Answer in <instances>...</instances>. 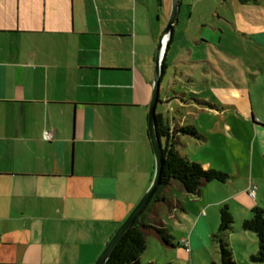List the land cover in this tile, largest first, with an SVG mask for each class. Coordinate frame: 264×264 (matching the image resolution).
Returning <instances> with one entry per match:
<instances>
[{"label":"crops","instance_id":"crops-1","mask_svg":"<svg viewBox=\"0 0 264 264\" xmlns=\"http://www.w3.org/2000/svg\"><path fill=\"white\" fill-rule=\"evenodd\" d=\"M239 1L235 20L257 25L240 33L264 49V0ZM170 8L169 0H0V264H93L148 189L154 168L148 106ZM204 19L207 23L193 32L188 21L179 33L185 40L177 43L173 26L160 82L170 49L176 52L170 59L174 68L184 60L180 44L223 50L221 41L233 33L234 19L227 12ZM175 76L166 105L173 101L177 106L184 94L175 92L181 85ZM186 122L181 116L168 126H192ZM45 131L51 140L43 138ZM173 186L182 197L190 196L172 182L162 190L170 206L178 204ZM161 204L152 203L142 221L156 217ZM207 209L204 216L197 213L183 244L195 248L200 224L205 236V228L212 231ZM85 220L103 226V240L91 262L76 263L79 248L67 240L69 225ZM240 235L256 245L249 257L256 254L257 241L249 240H256L254 234Z\"/></svg>","mask_w":264,"mask_h":264},{"label":"rangeland","instance_id":"rangeland-1","mask_svg":"<svg viewBox=\"0 0 264 264\" xmlns=\"http://www.w3.org/2000/svg\"><path fill=\"white\" fill-rule=\"evenodd\" d=\"M169 3L171 5L170 0ZM239 3H241L239 0L226 2L179 0L175 23L178 35L176 43L180 38L181 41L185 40L179 33L184 32L183 28L188 21H191L192 25L190 32L201 23H207L204 15L210 17L218 12H227V16L234 19L235 27L229 25L233 33L228 31L230 36L223 37L220 44V47L229 54H225L217 46L208 47L199 43L198 46L192 44L188 48L182 44L179 46L178 43V47L182 48L181 57L184 60L174 68L170 59L176 52L173 48L169 50L168 68L160 82L158 94L160 102L156 105L155 113H163L170 125L181 116H185L186 125H192L201 137L197 139L180 135V144L176 145L177 152L203 169H215L227 174L229 179L226 183L213 181L201 186L199 188L201 196L182 197L181 192L173 186L171 195L177 199L178 204L175 206H170L172 202L161 204L155 214L157 220L173 237L171 240L173 246L165 245L154 232L146 230L144 232L146 248L140 255V262L143 264L218 262V245L213 236L217 233L219 224L217 207L219 203L228 206L233 219L234 230L228 233L229 239L232 237L234 241L232 244L229 243L233 261L236 264H264L251 262L249 253L256 245L248 244L240 235L243 232L240 221L248 208L256 205L264 210V49L258 46L254 39L240 33L243 28L256 29L257 25L245 19L243 21L246 23L235 20L233 14L240 10ZM200 15L202 19L198 20ZM208 23L213 26L216 20L211 19ZM174 75L181 83L175 85V92L184 93L180 99L187 101L185 103L187 105L181 104L179 102L181 100L177 102V106L173 101L164 104L166 94L169 97L173 95L171 89L174 86H171V82ZM192 92L197 96H192ZM196 101H205L209 105H199ZM174 109L182 115L177 112L174 114ZM152 160L154 162V156ZM154 171L155 162L153 175ZM252 188L253 194L250 193ZM241 193L243 195H240ZM124 194L131 197L128 191H124ZM205 203H209L210 206H206ZM206 209V221L212 227V231L209 232L205 228L208 232L205 236V230L200 224V228H197L200 239L193 236L195 248H191L188 242L184 243L188 246L185 247L181 242L182 237L188 236L197 213L204 216ZM69 226L71 233L68 234L67 240L80 245L76 247L79 248V260L76 263L91 262L97 245L103 240L101 239L104 234L103 226L90 220L75 225L72 223ZM249 240L256 243L253 237Z\"/></svg>","mask_w":264,"mask_h":264},{"label":"trees","instance_id":"trees-1","mask_svg":"<svg viewBox=\"0 0 264 264\" xmlns=\"http://www.w3.org/2000/svg\"><path fill=\"white\" fill-rule=\"evenodd\" d=\"M165 58L162 61V74L164 73ZM160 100L158 99V103ZM155 124L157 135L164 145L161 143L162 153V171L160 178V186L157 188L153 197L149 201L143 213L136 219L135 223L130 227L125 236L122 238L116 249L107 259L105 264H143L140 262V255L146 248L145 236L143 229H153L158 238L167 246H173L172 237L168 230L153 217L147 223L142 221L147 214L149 206L152 203H167L169 200L162 194V190L169 186L172 182L179 183L182 189L190 195H198L199 188L203 183L218 182L226 183L229 176L215 169H203L200 165L188 161L182 157L176 150V137L190 136L199 139L196 129L192 126L174 127L170 130L168 121L158 113H155ZM250 217L241 223V229L245 232L254 234L258 250L256 254L250 256L251 262L264 263V210L258 206L250 210ZM233 219L226 204L219 206V224L217 233L213 236L218 245V262L210 264H236L232 259L231 250L229 248L226 235L232 230ZM152 264V263H146Z\"/></svg>","mask_w":264,"mask_h":264},{"label":"water","instance_id":"water-1","mask_svg":"<svg viewBox=\"0 0 264 264\" xmlns=\"http://www.w3.org/2000/svg\"><path fill=\"white\" fill-rule=\"evenodd\" d=\"M179 11V0H171V10L169 14L168 21L163 30V35L159 41L156 50V60L153 72V83L151 98L148 106L147 115V132L149 137V142L154 156L155 171L151 183L148 189L144 192L138 203L131 210L126 219L119 225L112 237L108 240L102 252L99 254L98 258L94 264H105L107 259L116 249L117 245L120 243L122 238L125 236L130 227L135 223L136 219L143 213L149 201L153 197L157 188L160 186L161 171L163 167V157L161 153V141L156 132L155 124V108L158 103V94L160 79L162 74V61L165 57L168 42L172 35V29L176 23Z\"/></svg>","mask_w":264,"mask_h":264},{"label":"built area","instance_id":"built-area-1","mask_svg":"<svg viewBox=\"0 0 264 264\" xmlns=\"http://www.w3.org/2000/svg\"><path fill=\"white\" fill-rule=\"evenodd\" d=\"M43 138L45 139V140H51L52 139V134L50 133V132H48V131H45L44 133H43ZM253 192H254V189L252 188V189H250V193L251 194H253ZM184 246L185 247H188L187 246V244H184Z\"/></svg>","mask_w":264,"mask_h":264}]
</instances>
